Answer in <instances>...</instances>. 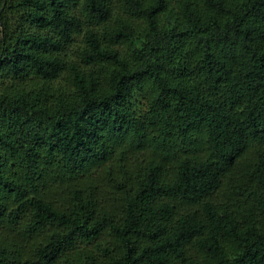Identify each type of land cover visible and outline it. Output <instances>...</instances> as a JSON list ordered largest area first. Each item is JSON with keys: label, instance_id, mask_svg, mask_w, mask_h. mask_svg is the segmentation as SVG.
<instances>
[{"label": "trees", "instance_id": "obj_1", "mask_svg": "<svg viewBox=\"0 0 264 264\" xmlns=\"http://www.w3.org/2000/svg\"><path fill=\"white\" fill-rule=\"evenodd\" d=\"M0 264H264V0H0Z\"/></svg>", "mask_w": 264, "mask_h": 264}]
</instances>
